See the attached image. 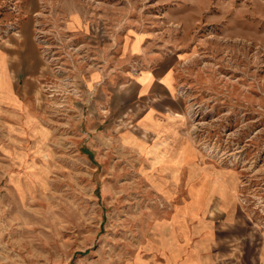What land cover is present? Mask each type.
Here are the masks:
<instances>
[{"label": "rangeland", "instance_id": "rangeland-1", "mask_svg": "<svg viewBox=\"0 0 264 264\" xmlns=\"http://www.w3.org/2000/svg\"><path fill=\"white\" fill-rule=\"evenodd\" d=\"M144 35L173 57L194 149L174 137L147 147L148 134L120 141L142 134L121 120L84 156L90 76L111 84L137 70L146 54L127 51ZM11 80L30 126L23 107L5 106L16 103ZM188 160L178 182L163 170ZM204 169L234 183L215 186L203 217L214 246L192 216L174 215L186 173ZM163 242L182 243L175 264H198L202 252L204 264L264 258V0H0V264H165Z\"/></svg>", "mask_w": 264, "mask_h": 264}, {"label": "crops", "instance_id": "crops-1", "mask_svg": "<svg viewBox=\"0 0 264 264\" xmlns=\"http://www.w3.org/2000/svg\"><path fill=\"white\" fill-rule=\"evenodd\" d=\"M148 41L149 38L144 35L143 40L139 43L136 50L130 48L131 44L128 46L127 52L131 55L137 57L141 55L140 53H145L147 56L146 59L139 58L141 64L137 65V70L131 66V70L116 76L111 84L100 83L96 85V81H98L99 77L97 76L96 79H92L91 74L88 89H90V91L93 90L94 97H89L84 103L87 105V110L82 112L83 123L80 133L77 135L82 141L83 147L81 152L84 156L91 158L96 150L95 140L100 138L99 133L108 131V129L111 130V122H120L121 120L133 121L135 127L142 134L138 137L128 131L120 135V141L122 136L131 135L135 139L143 142L142 138L146 137L147 134L151 135L154 139L152 143H145L147 147H150L154 143L165 141L167 138L174 137V140L178 144L187 140L182 136L186 121L181 119V113L183 111L180 105L181 102L175 97L178 86V71L175 68L173 57L170 54L160 53L158 51L153 53L151 49H149ZM11 82L12 94L16 103L13 105V103L7 102L5 106L8 105L11 108L14 106L16 108L23 107V120H25V125L30 126L32 124V118L28 116L29 110L26 103L23 102L22 104V96L19 91L20 87L19 85H13L12 80ZM20 111H22V108ZM173 131L174 135H172ZM187 141L193 150V145L189 140ZM192 154L194 155V160L197 156L194 151H192ZM193 160H188L185 163L179 164L177 167L169 169L160 167L154 168L168 170L170 180L178 182L180 179L178 175L179 171L187 168L189 165H194ZM22 163L20 166H22ZM9 165L13 168L11 164ZM16 167H18V165H16ZM219 176L218 173H214L210 169H204L199 174L186 173L184 183L187 187L188 197L179 205L177 211L174 210V215H177L176 217H178L179 213V217L181 218L184 215L185 217L192 216L191 218L193 219L191 221L196 222L194 226L196 229L194 232L199 235L205 234V240L211 242L212 246L215 244V239L212 238V236L217 234V230L212 224L207 223L203 217H205V212L211 200L215 197V193L217 194L219 190H223L222 192H224L226 188L231 190L230 188L234 186L233 179L227 178L223 174ZM21 180L15 177H9L7 181L8 186H15L13 184L16 182L20 184ZM218 184H221L222 187L220 188L218 186L219 190H216L215 186ZM188 187L194 191V194L191 196L188 194ZM225 206L228 207L229 205ZM230 215L229 219H234V217L237 216L236 210L234 209ZM188 231L189 228L187 226L183 227L180 233L186 234ZM173 244L174 243H171L169 246L166 244V246H164V242L160 243L161 246H164L160 252L164 255L165 264H175L173 251L176 250L177 247H179L181 251L184 249L182 243L179 245H177V243ZM199 247L200 253L202 252L201 250H203L202 242ZM213 248L214 247H212V249ZM236 249L238 248L235 247V250ZM196 250H198V247ZM224 252V255H226V253L229 255L230 251L226 252L224 250ZM197 254L198 253L194 255L196 263L204 264L202 261L203 252L199 255L200 258H198ZM236 261L237 263L238 261L240 262L238 264H244L243 258L241 259L239 257ZM258 264H264V258Z\"/></svg>", "mask_w": 264, "mask_h": 264}]
</instances>
